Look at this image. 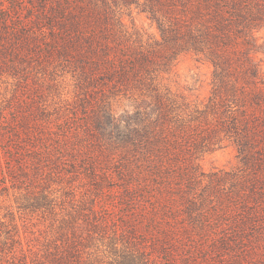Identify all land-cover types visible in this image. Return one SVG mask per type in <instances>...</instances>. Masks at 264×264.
<instances>
[{
    "label": "trees",
    "instance_id": "trees-1",
    "mask_svg": "<svg viewBox=\"0 0 264 264\" xmlns=\"http://www.w3.org/2000/svg\"><path fill=\"white\" fill-rule=\"evenodd\" d=\"M111 1L139 7L160 38L130 32L109 0H9L0 8V57L60 58L85 112L53 141L48 125L31 129L33 171L52 173L64 156H80L75 169L101 171L121 204L144 217L110 224L105 205H95L99 189L75 206L46 262L85 264L86 233L107 242L120 264H174L175 251L186 254L181 264H264V69L256 57L264 0ZM24 6L25 21L17 15ZM181 53L213 65L205 99L165 81ZM225 145L237 165L204 173L199 159ZM40 195L38 204L47 200Z\"/></svg>",
    "mask_w": 264,
    "mask_h": 264
},
{
    "label": "rangeland",
    "instance_id": "rangeland-1",
    "mask_svg": "<svg viewBox=\"0 0 264 264\" xmlns=\"http://www.w3.org/2000/svg\"><path fill=\"white\" fill-rule=\"evenodd\" d=\"M109 2L130 32H140L151 42L160 38L155 22L139 7H116ZM5 5H10L9 0H0V8ZM27 13L24 6L17 15L25 21ZM256 35L260 45L256 57L262 60L264 69V28ZM37 58L0 57V264H48L46 261L62 244V233L68 235L67 222L75 206L99 189L95 205L98 211L105 205V218L110 224L125 218L144 219L139 216V208L131 211L121 204V195L108 176L98 170L92 177L81 163L75 164V169L72 159L79 160L80 156H64L62 165L52 173L47 167L41 174L33 171V127L35 131L43 129V133L49 127L53 141L70 123L86 119L72 72L58 57ZM173 64L165 81L192 99H205L211 88L213 65L191 53H181ZM36 145H41V140ZM199 165L204 173L229 170L237 165L235 149L225 145L205 153ZM40 191L47 200L38 204ZM179 220L187 223L190 219ZM97 236L90 242L85 233L81 239L84 263L120 264L121 255ZM172 256L174 264H181L186 254L175 251Z\"/></svg>",
    "mask_w": 264,
    "mask_h": 264
}]
</instances>
